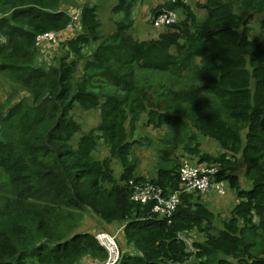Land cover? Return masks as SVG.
Here are the masks:
<instances>
[{
  "label": "trees",
  "instance_id": "trees-1",
  "mask_svg": "<svg viewBox=\"0 0 264 264\" xmlns=\"http://www.w3.org/2000/svg\"><path fill=\"white\" fill-rule=\"evenodd\" d=\"M140 1L118 0L123 18L109 34L98 6L79 2L66 36L74 10L63 0H0V75L14 89L0 100V264H106L94 233L65 227L85 211L119 231L120 264H264V0L196 1L202 17L190 0H166L152 24L163 10L179 18L146 40L133 34ZM47 31L65 33L53 64L40 63L50 58L36 44ZM76 108L98 111V124L85 130ZM143 115L155 128L186 126L184 154L220 165L217 180L237 197L220 225L200 193H182L170 218L133 200L131 182H152L164 196L179 189L178 159L151 178L135 173ZM199 135L220 152L201 151ZM192 232L203 239L190 241Z\"/></svg>",
  "mask_w": 264,
  "mask_h": 264
},
{
  "label": "rangeland",
  "instance_id": "rangeland-1",
  "mask_svg": "<svg viewBox=\"0 0 264 264\" xmlns=\"http://www.w3.org/2000/svg\"><path fill=\"white\" fill-rule=\"evenodd\" d=\"M65 7H68L69 11H72L73 14L77 12L80 8L79 7V1L80 0H63ZM166 1V0H165ZM164 1V2H165ZM191 1V0H190ZM207 0H198L199 3L205 4ZM193 2V3H192ZM104 3V4H103ZM145 5H142L139 10L134 11L133 13V34L137 38V36H144L149 30H154V35H157L159 32L158 29H156L152 24V9L154 6H158L160 3H162L161 0H144ZM193 8L195 9V12L198 14L199 17L204 16L206 9H200L197 7L196 2L194 0L191 1ZM99 10H100V18L102 21V28L103 33H112L116 26H112L113 24V15L114 19L118 20L121 18L120 14L112 13V2L111 0H100L99 3ZM142 7L147 9V12L144 13L142 11ZM150 12V15L148 17V14ZM243 16L246 17L247 14L243 13ZM112 18V19H111ZM262 18V15H256L254 16L250 22L249 25L251 27L252 31V37L254 35H257L259 33V24L260 19ZM111 19V21H110ZM122 20V18L120 19ZM110 30H113L110 32ZM75 32V31H74ZM152 37H148L147 39H150ZM55 46V45H52ZM91 48H87V51L89 52ZM53 52H57L59 54L63 53V47L59 44L56 45V49ZM40 61L43 60L41 57H39ZM39 61V62H40ZM54 59L50 58L49 60L42 61L40 63L46 62L47 64H53ZM81 67L79 66L77 71V76L81 75ZM193 72H184L183 76V83L184 85H187L190 81V78L188 75L194 73ZM140 75L144 78L149 77L151 75L150 72L143 73L140 71ZM3 77L0 75V100L6 99L9 95L13 94V84L11 85V82L5 79H2ZM192 78L196 81H201L200 78H195L192 76ZM19 98V96L16 98V100ZM75 116L78 118L79 121L82 122L85 130H89L92 127L96 126L100 120V114L98 111H86L82 108H76L74 112ZM180 126H172V125H165L160 128H155L152 125L147 124V116L143 115L142 119L139 123H137V129L133 133L134 139H141L143 141L142 145H136L133 154L138 157V163L139 166L137 168V173H140L141 175L146 176L147 178L154 177L160 167H166L168 168L171 164L172 159H178L182 162L183 159L188 160H197V157H192L188 154H184L185 149V143L180 142L177 140L178 138L186 137V135L189 133L186 126L179 124ZM181 127V128H180ZM186 134V135H185ZM146 138V139H145ZM199 141L201 142V151L209 153L214 155L215 153L220 152V147L217 144L216 141L213 139L204 137L202 135H199ZM108 147L105 144H101L97 152L95 153V156L99 158H103L108 154ZM116 167H119V164H116ZM0 193H2V190H0ZM203 200L205 202H208V206L214 211L217 218L219 215L218 223L219 225L222 223L223 219H226L229 217L231 210L233 209L237 197L235 191H233L229 184H227V192L224 196L214 195L213 193L203 195ZM35 202L36 199L33 198L30 200ZM58 212V210H57ZM82 213V212H81ZM83 219V221H81ZM79 223L78 228L76 231H84V230H90L92 233L96 234L97 232H101L103 230L114 232L110 229V226L108 227L110 230H107L102 227V222L100 219H98L95 215H93L89 211H85L83 215L77 214L76 216L72 217L68 224H66V228L69 230V228H73L76 224ZM192 240H202L203 236L198 234L197 232H192L190 234ZM120 245V244H119ZM121 248V246H120ZM122 251V250H121ZM100 263V262H98ZM80 264H95L94 260H90L89 257L83 259V261ZM120 264V263H119Z\"/></svg>",
  "mask_w": 264,
  "mask_h": 264
},
{
  "label": "built area",
  "instance_id": "built-area-1",
  "mask_svg": "<svg viewBox=\"0 0 264 264\" xmlns=\"http://www.w3.org/2000/svg\"><path fill=\"white\" fill-rule=\"evenodd\" d=\"M177 1V0H171ZM72 23L67 29L74 27L80 18V10L72 15ZM179 18V14L173 10H163L153 19V25L157 29L170 26ZM61 33L47 31L37 35L36 44L39 48L46 45H57L61 40ZM219 164L199 162V160L183 159L179 170V189L169 196H164L163 189L152 182L144 185L131 182L133 187L132 198L136 202L147 204L154 202L152 212L155 215L170 218L180 203L182 193H200L203 195L215 193L224 196L227 192L225 181L217 180L220 173ZM171 222V220H169ZM118 232L101 231L96 234V239L108 251L109 257L106 264H118L122 252L118 241Z\"/></svg>",
  "mask_w": 264,
  "mask_h": 264
},
{
  "label": "crops",
  "instance_id": "crops-1",
  "mask_svg": "<svg viewBox=\"0 0 264 264\" xmlns=\"http://www.w3.org/2000/svg\"><path fill=\"white\" fill-rule=\"evenodd\" d=\"M162 2H164L165 0H161ZM192 1V0H191ZM190 1V2H191ZM196 1H198V0H194V2H196ZM79 2H82V3H90V4H96L97 6H98V9H99V3H100V0H80ZM111 2L113 3L112 4V6H111V9H112V13H114L115 11H113V7L118 3V0H111ZM193 3V2H192ZM104 4V3H103ZM142 5H145V3H144V0H141L140 2H139V4H137V6H136V8H137V10H139L140 9V7L142 6ZM155 7V6H154ZM136 8H135V10H136ZM134 10V11H135ZM142 11L144 12V13H146L147 12V9H145V8H143L142 7ZM135 13V12H134ZM71 14H73V12L71 13ZM117 14H120L121 15V18H123V13L122 12H118ZM149 15H150V12H149V14H148V17H149ZM113 24H111L112 26H116V21H118V20H120V19H118V20H116V19H114V15H113ZM111 18V19H112ZM111 19H110V21H111ZM81 28L79 27V30H80ZM76 30V25H74V27H72V28H69V29H67V31H66V36H71L72 35V33L74 32ZM111 31H113V30H110V32ZM102 32H103V28H102ZM75 33V32H74ZM107 34H109V33H107ZM63 35H64V37H65V33H63L62 34V37H63ZM152 37V38H155V37H157L158 36V33H157V35H154V30H149L144 36H137V39H140V40H146L148 37ZM55 49H56V45L55 46H52V45H46L44 48H42V52L43 53H45V56L46 57H49V58H52L53 56H54V54H53V51H55ZM47 60H49V59H47ZM46 60V61H47ZM135 173L137 174V175H141L140 173H137V169H136V171H135Z\"/></svg>",
  "mask_w": 264,
  "mask_h": 264
},
{
  "label": "clouds",
  "instance_id": "clouds-1",
  "mask_svg": "<svg viewBox=\"0 0 264 264\" xmlns=\"http://www.w3.org/2000/svg\"><path fill=\"white\" fill-rule=\"evenodd\" d=\"M103 231H106V230H103ZM97 233H99V232H97ZM97 233H96V234H97ZM96 234H95V236H96ZM98 242H99V241H98ZM119 262H120V261H119Z\"/></svg>",
  "mask_w": 264,
  "mask_h": 264
}]
</instances>
